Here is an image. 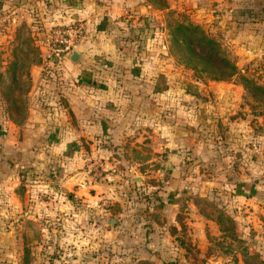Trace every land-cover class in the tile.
Returning <instances> with one entry per match:
<instances>
[{
  "label": "rangeland",
  "instance_id": "rangeland-1",
  "mask_svg": "<svg viewBox=\"0 0 264 264\" xmlns=\"http://www.w3.org/2000/svg\"><path fill=\"white\" fill-rule=\"evenodd\" d=\"M131 1L132 12L139 18L144 14L147 47L138 59L145 62L143 75L149 84L148 91L151 96L161 89L179 94L174 104L169 101L166 106L180 110L176 118L178 126L190 127L192 140L168 132L174 118L169 115L166 136L175 146L169 145L166 153L159 149L156 134L143 147L128 144L106 148L103 157L111 160L105 164L99 162L104 159L99 156L96 162L88 160L80 168L76 161H66L71 174L83 171L84 167L90 181L98 184L92 190L99 199L93 202L95 207L100 205L101 213L55 207L49 214L44 203L54 200L55 195L49 194L50 190L42 191L43 185L32 192L31 184L18 181L19 168L12 162L10 166L6 164L0 175V185L5 183L0 190V264H119L128 252L126 248L118 251L109 242V230L114 225L107 219H113L124 208L123 220L131 224L140 219L149 222L156 243L161 234V218L174 216L162 209L171 208L173 200H178L182 236L188 233V228L183 227L188 220L198 219V223L209 220L214 225L209 222L204 228L202 223L195 227L196 235L203 229L210 233L207 248L201 243L194 246L187 243L189 254L181 260L174 257L171 264H264V63L254 65L250 61L242 70L236 68L228 80L211 81L207 75L186 67L170 52V28L176 23L193 24L188 9L178 10L177 0ZM30 23L24 17L14 22L0 18V73L7 77L11 66H16L12 95L19 98L17 108L24 115L29 103L26 74L35 50ZM198 28L236 65L238 49L226 36L220 31L206 32L205 23ZM119 70L120 77L126 75L127 67L121 65ZM130 74L136 75L134 69ZM227 81L236 86H229ZM138 82L140 88L141 79ZM1 95L0 90V106L6 111ZM154 104L149 109V119L151 126L157 128L160 123ZM189 115L191 124L185 121ZM132 122L140 123L139 114ZM32 170L38 177L36 181H49L45 179L49 174L46 166L36 164ZM75 201L83 202L81 197ZM191 208L196 214H191ZM115 217L120 221V216ZM98 218L104 219L97 229L94 222ZM96 233L105 241L87 242Z\"/></svg>",
  "mask_w": 264,
  "mask_h": 264
},
{
  "label": "crops",
  "instance_id": "crops-1",
  "mask_svg": "<svg viewBox=\"0 0 264 264\" xmlns=\"http://www.w3.org/2000/svg\"><path fill=\"white\" fill-rule=\"evenodd\" d=\"M132 3L131 0H0V18L14 22L24 17L31 21V37L36 51L35 59L28 64L29 103L23 122H13L0 106V175L5 172L6 164L10 166L12 162L15 168H19L18 181L31 184L32 192L41 185L42 191L48 193L50 190L49 194L55 195V199L44 203L49 214L55 207L63 211L76 208L85 212H103L100 205L95 207L93 202L98 198L93 192L98 184L90 181L84 167L83 171L71 174L66 161H76L80 168L88 160L96 162L98 156L104 158L102 153L108 150L106 148L128 144L143 147L156 134L159 149L163 148L166 153L169 145L175 146L166 136L165 123L169 115H174V118L168 132L182 134L189 137L184 140H192L193 130L178 126L176 118L180 110L166 106L169 101L174 104L179 94L161 89L151 96L148 91L149 84L143 75L145 62L138 59L144 55L147 45L142 37L135 35L136 26L144 30V14L140 18L135 15ZM177 5L180 11L188 9L194 25L201 27L205 23L206 32L220 31L236 46L239 53H235L237 70H242L241 67L250 61L254 65L264 63V0H177ZM73 23L83 30L72 49L78 54L77 62H71L69 55L60 63L48 59L46 40L50 29ZM121 65L127 67L126 75L122 77L118 74ZM132 69L135 76L130 74ZM138 79H141L140 88ZM227 84L236 86L232 81H227ZM151 99L154 102L151 103ZM154 103L158 123L161 124L157 128L151 126L149 119V109ZM134 108L140 110L133 111ZM138 114L140 123L136 124L132 119H137ZM185 121L191 124V115ZM134 141L140 144L136 145ZM75 148L77 151L73 150ZM100 148H103L101 152ZM110 160L104 158L99 162L105 164ZM36 164L46 166L49 174L45 179L49 181L35 180L38 177L33 175L32 169ZM7 179L12 180L11 177ZM4 184L0 185V190ZM5 186L9 187L8 184ZM72 196L74 199H70ZM77 197H81L83 202L75 201ZM177 203L178 200H173L171 208L162 209L174 216L167 220L161 218V234L156 243L155 235L150 234L148 221L140 219L131 224L123 220L126 215L124 208L112 216L114 227L109 230V242L114 248L117 246L118 251L126 248L128 252L121 257L119 264L142 261L171 264L174 257L181 260L189 254L190 248L185 247L187 243L193 246L201 243L207 248L210 233L203 229L196 235L195 227L202 223L204 228L207 223L214 225V222L188 220L183 226L188 228V233L182 236L183 224L177 217ZM194 213L196 210L191 208V214ZM115 216H120V221ZM99 217L104 216L99 214ZM102 220H95L97 229L101 227ZM111 220L108 218L107 222L110 224ZM100 236L96 233L88 241L86 237L84 240L90 244L105 241Z\"/></svg>",
  "mask_w": 264,
  "mask_h": 264
},
{
  "label": "trees",
  "instance_id": "trees-1",
  "mask_svg": "<svg viewBox=\"0 0 264 264\" xmlns=\"http://www.w3.org/2000/svg\"><path fill=\"white\" fill-rule=\"evenodd\" d=\"M146 33V29L143 31L135 30V35H137L138 38L142 37L141 40L143 43H145V40L147 39ZM169 33L170 52L194 72L207 75V78L211 81H225L235 74L236 66L234 65V62L226 58V56L219 50L214 40L207 37L198 26L194 24L176 23L170 28ZM138 49L140 50V46ZM33 51V57L35 59L36 51ZM121 51L124 54L126 53L125 50ZM15 68V65L11 66L10 75L7 77H4L2 73H0V90L2 94L1 99L7 106L5 111L7 117L13 122L20 124L23 122L26 114L24 115L23 111H19L17 108L20 103V101H17L19 98L12 95L16 83ZM19 71H21L20 68ZM26 79L29 85L28 72L26 74ZM7 84L10 86H6ZM217 225L219 226V230L223 231L219 221H217ZM138 264L155 263L142 261Z\"/></svg>",
  "mask_w": 264,
  "mask_h": 264
},
{
  "label": "built area",
  "instance_id": "built-area-1",
  "mask_svg": "<svg viewBox=\"0 0 264 264\" xmlns=\"http://www.w3.org/2000/svg\"><path fill=\"white\" fill-rule=\"evenodd\" d=\"M82 32V28L74 23L51 28L46 40L48 59L56 63L66 59Z\"/></svg>",
  "mask_w": 264,
  "mask_h": 264
},
{
  "label": "water",
  "instance_id": "water-1",
  "mask_svg": "<svg viewBox=\"0 0 264 264\" xmlns=\"http://www.w3.org/2000/svg\"><path fill=\"white\" fill-rule=\"evenodd\" d=\"M69 57L70 61L73 63L77 62L78 60V54L74 50L69 53ZM110 224H113V219L110 221Z\"/></svg>",
  "mask_w": 264,
  "mask_h": 264
}]
</instances>
